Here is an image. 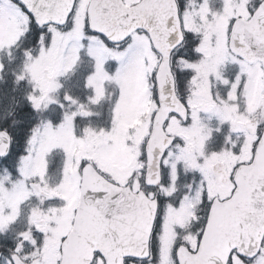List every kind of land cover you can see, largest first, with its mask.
<instances>
[{"label":"snow or ice","instance_id":"1","mask_svg":"<svg viewBox=\"0 0 264 264\" xmlns=\"http://www.w3.org/2000/svg\"><path fill=\"white\" fill-rule=\"evenodd\" d=\"M0 264H264V0H0Z\"/></svg>","mask_w":264,"mask_h":264}]
</instances>
